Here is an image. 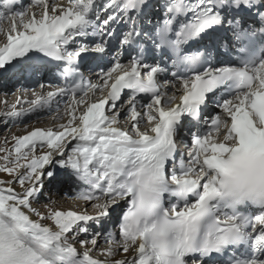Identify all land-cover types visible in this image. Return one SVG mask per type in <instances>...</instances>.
Returning a JSON list of instances; mask_svg holds the SVG:
<instances>
[{
	"label": "snow or ice",
	"instance_id": "snow-or-ice-1",
	"mask_svg": "<svg viewBox=\"0 0 264 264\" xmlns=\"http://www.w3.org/2000/svg\"><path fill=\"white\" fill-rule=\"evenodd\" d=\"M0 37V77L64 83L0 116L67 98L0 144V264H264V0H0ZM88 60L110 65L95 83ZM62 178L94 215L53 207ZM121 202L118 233L91 229Z\"/></svg>",
	"mask_w": 264,
	"mask_h": 264
},
{
	"label": "rangeland",
	"instance_id": "rangeland-1",
	"mask_svg": "<svg viewBox=\"0 0 264 264\" xmlns=\"http://www.w3.org/2000/svg\"><path fill=\"white\" fill-rule=\"evenodd\" d=\"M24 6H27L30 0H23ZM2 39V37H0ZM91 40V38H89ZM104 64V67L102 68H107L110 65L107 63V61L102 62ZM124 63H127V60H124ZM106 66V67H105ZM101 72V71H100ZM11 74V73H10ZM10 74H7L6 76L0 77V111H3L5 108L4 102H7V106L11 107L12 105L16 104L17 99L19 98L21 101H30L34 98L29 97L33 93H38L41 88L40 84H42L41 81V75H37L33 77L32 83H27L23 82L17 83V85H13V87L9 88V85L13 84L11 82V78L13 76H10ZM84 78L86 81H91L95 83L97 81V76L95 75L91 69H86L84 70ZM94 74V76H93ZM49 84L53 85L51 87L54 90V87L59 86V83H49V82H44L45 86H48ZM26 92H22L25 91ZM30 94V95H29ZM124 100L127 99V96L123 97ZM67 102V98H62V97H57L56 100H54L50 106H46L43 109H39L33 112H29L26 115H23L19 118H5L3 116H0V144H3L5 139L8 141V147L10 148L12 146V137L19 136L25 134L26 131H31L34 127H37L38 125L41 126V128L47 129L50 128L54 125H58L59 123H63L64 119L57 118L54 121V118L58 116V111L60 116H63L65 104ZM26 104V103H25ZM22 103L21 105H17V110L22 106L24 108L28 107V104L25 105ZM216 112L219 113V109ZM126 113L121 110L120 117L121 121L123 122V119L125 117ZM44 120V121H43ZM37 124V125H36ZM0 163H3L0 161ZM10 177H8L5 173H0V180H8ZM72 184V185H71ZM17 191H20L19 185H13ZM74 187V182L73 180H67L63 179L61 182L55 183L54 186L52 187V192H51V199L55 201L53 207L58 208L60 210H75V211H83L85 208L88 211V214L94 215L95 212L91 206V203L85 204L83 201H77L73 200L70 197L75 196V190H73ZM80 187V186H77ZM49 199V192L48 188H45V194L42 195L39 198L38 202L34 203V207L38 209H43V205L47 203ZM58 202V203H57ZM124 207L123 203H121V208L119 210H122ZM116 212H113L112 218L115 217ZM35 219V217H33ZM114 219V218H113ZM107 222L109 223L108 219L104 220V223ZM102 223V222H101ZM91 229L96 230V231H101V225L97 226L95 223L90 225ZM104 228L105 225H104ZM105 234L107 233H116V228L115 224H110L107 230L101 231ZM77 247H79L77 245ZM103 259V257H101Z\"/></svg>",
	"mask_w": 264,
	"mask_h": 264
},
{
	"label": "bare ground",
	"instance_id": "bare-ground-1",
	"mask_svg": "<svg viewBox=\"0 0 264 264\" xmlns=\"http://www.w3.org/2000/svg\"><path fill=\"white\" fill-rule=\"evenodd\" d=\"M24 2V1H23ZM102 67H104V64L101 62V61H99V60H88V61H85V62H83L82 64H81V70H84V69H91V71L95 74V75H97V73H100V71L102 70ZM106 67V66H105ZM83 72V71H82ZM10 74V73H9ZM94 74H93V76H94ZM10 76H13L11 79V82H13V84H11V85H9V83H8V87L10 88H12L13 87V85H17V83H23V82H27V83H32V79H34L33 78V76H31L30 74H25L23 77H21L20 75H13V74H10ZM42 78H41V81H42V84H44V82H49V83H56V82H58V78L59 77H56L54 74H48V75H46V76H41ZM94 77H97V76H94ZM169 78H171V74L169 73ZM59 83V82H58ZM61 87H63L64 86V83L63 84H61L60 85ZM51 90H53L52 88H50V87H48V86H45V88L43 89V91H51ZM42 91V89L38 92V93H40ZM22 92H26V90L25 91H22ZM37 93V94H38ZM30 95V94H29ZM29 97H33V94H31ZM5 104V103H4ZM25 104V103H24ZM26 105V104H25ZM216 109H218V108H215V109H211L210 111H209V116H211V115H215L216 114V112L218 111V110H216ZM44 121V120H43ZM37 125V124H36ZM55 126H58V125H54V126H52V127H55ZM37 127H39V128H41V126L40 125H38ZM72 185V184H71ZM58 203V202H57ZM85 203V202H84ZM86 204V203H85ZM118 212H122L121 210H117L116 211V215H115V217H111V219H108L109 220V223L110 224H115V228H116V233H118ZM109 223H107V222H105L104 223V220L102 221V223H101V231H104V230H107L108 229V227H109ZM104 225H105V227L106 228H104ZM115 233V234H116ZM100 247H104V240H103V238L101 237L100 238Z\"/></svg>",
	"mask_w": 264,
	"mask_h": 264
}]
</instances>
